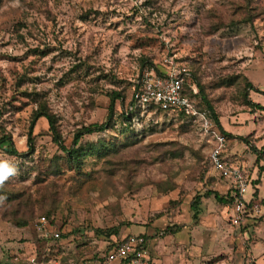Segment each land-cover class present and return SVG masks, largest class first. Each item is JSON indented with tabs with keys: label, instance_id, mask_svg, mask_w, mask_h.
Masks as SVG:
<instances>
[{
	"label": "rangeland",
	"instance_id": "374dc122",
	"mask_svg": "<svg viewBox=\"0 0 264 264\" xmlns=\"http://www.w3.org/2000/svg\"><path fill=\"white\" fill-rule=\"evenodd\" d=\"M166 60L191 73L195 99L207 108L201 87L224 133L215 125L230 135L227 149L250 185L237 223L234 201L213 196L193 216L196 195L225 196L227 186L208 164L211 144L196 121L162 112L131 125L121 119L141 69L164 70ZM246 79L259 90L248 99L264 106V0H0V138L24 153L0 145V162L15 170L0 185V258L95 260L113 238L150 229L155 249L166 244L163 256L148 248L152 264H225L250 248L262 262L264 153L255 162L252 146L264 152V110L245 103ZM113 91L124 97L105 130L79 139L86 150L77 164L52 141L44 117L29 151L40 107L71 147L78 129L105 120ZM41 215L66 235L40 239Z\"/></svg>",
	"mask_w": 264,
	"mask_h": 264
},
{
	"label": "built area",
	"instance_id": "2783aa9c",
	"mask_svg": "<svg viewBox=\"0 0 264 264\" xmlns=\"http://www.w3.org/2000/svg\"><path fill=\"white\" fill-rule=\"evenodd\" d=\"M166 65L164 70L154 65H146L141 69L133 80L135 86L130 98L133 105H127L126 110L138 108L139 117L152 112H162L174 117L182 115L183 118L198 123L200 131L211 144L207 156L211 170L217 172L224 180L230 181L236 190L232 221L237 223L245 210L246 201L243 196L249 187L244 168L236 160L225 155L227 137L215 125L213 113L207 108L197 107L195 99L197 90L192 83L187 82L190 76L188 70L178 69L168 60ZM34 227L40 239H60L59 230L45 216H40ZM0 264H150V262L147 257V238L142 234H127L110 240L105 250L95 260L85 258L63 260L59 254L34 252L23 257L14 255L5 260L0 258ZM241 264L255 262L249 257Z\"/></svg>",
	"mask_w": 264,
	"mask_h": 264
},
{
	"label": "trees",
	"instance_id": "16d2710c",
	"mask_svg": "<svg viewBox=\"0 0 264 264\" xmlns=\"http://www.w3.org/2000/svg\"><path fill=\"white\" fill-rule=\"evenodd\" d=\"M190 76L188 77L187 81L190 82L191 80V73L189 72ZM192 83V82H190ZM135 86L134 83H132V89ZM250 90H258V88H256L249 80L246 79L245 81V85H244V97H245V103L252 109H256V110H264V106L261 105L260 103H256L251 101L250 99H248ZM198 93L202 96L201 99L203 100V103L206 104V107L208 108V110H210L213 113L215 122L217 124V126L219 127V129L222 131V127L218 121V118L216 117L214 110L212 108V106L210 105V103L205 100V97L203 95V90L200 87ZM264 93V91H263ZM108 98H109V106H108V110H107V114L105 117V120L103 122H94V123H90L86 126H82L80 129H78V131L74 134L73 136V140H72V145L71 147H66L63 143L62 137L58 131V129L56 128L55 125V119L54 117L49 114L48 112H46L43 107H40V110H37L34 112L33 117L30 121V126H29V131H28V149L29 151H31L33 149V144H32V130L33 127L36 123V120L40 117H44L47 122H48V128L49 131L51 132V137H52V141L59 147V149L63 152H66L67 156L71 159V161L75 164L78 163L80 156L82 155L83 152H85V148H83L82 146H77L79 139L86 134H91L94 132H99V131H103L105 130L109 123L112 120V117L114 116V107H115V101L118 99H123V95L119 92L113 91L110 94H107ZM124 103V102H123ZM128 105H133V101L130 100L128 102ZM197 107L199 109L202 108V106L200 105V103L197 101ZM139 109H133L131 111H127L126 110V106L125 108H123L122 111H120V115H121V119L123 120L124 123H127L128 125H131V122L139 119ZM180 118H183L182 115L179 116ZM186 119V118H185ZM223 132V131H222ZM224 133V132H223ZM227 136H230L229 134L226 133ZM225 135V136H226ZM240 140H244L247 141V137H238ZM0 145L2 146V148L5 150V152L9 155L12 156H23L24 153L18 151L12 141V138L10 136L4 135L0 138ZM253 147L254 152L256 153V160L255 162H259L262 159V156L264 152H262L261 150H256ZM234 189V194L230 195L229 193L223 197V196H219L217 192L213 191V190H207L205 193H203L202 195H196L193 200L190 202V207L194 212V215L198 212V207L199 204L201 202V198L205 197L208 198L211 195H213L214 199L219 202V203H223V204H228V203H232L234 200V197L236 195V190ZM47 214V212H46ZM160 215V214H157ZM44 216V215H41ZM46 217V216H45ZM24 224V223H23ZM59 230V229H58ZM171 232H173V228L169 229ZM60 232V239L63 238L66 235V232H63L62 230H59ZM116 233V232H114ZM63 260H68V259H73V258H66L65 256L62 257ZM78 260V259H77Z\"/></svg>",
	"mask_w": 264,
	"mask_h": 264
},
{
	"label": "crops",
	"instance_id": "0c3cea01",
	"mask_svg": "<svg viewBox=\"0 0 264 264\" xmlns=\"http://www.w3.org/2000/svg\"><path fill=\"white\" fill-rule=\"evenodd\" d=\"M233 140L232 139H230L229 140V142L231 143ZM256 154V153H255ZM225 155H227V156H229L230 158H232L233 160H238L236 157H234V153H232L231 151L229 152V150L227 149V144H226V151H225ZM256 158V157H255ZM260 165H262V162H261V164ZM214 173H216L218 176H219V174L217 173V172H215V171H213ZM254 173V172H253ZM220 177V176H219ZM262 181V187L261 188H264V180H263V178L261 179ZM226 181V180H225ZM227 183H226V195L229 193L230 195H233L234 194V186L231 184V182L230 181H226ZM260 187V186H259ZM252 188V187H251ZM250 191V185H249V187L247 188V190H246V192L247 191ZM215 192H217V191H215ZM218 193V192H217ZM218 195L219 196H222V195H220L219 193H218ZM225 195V196H226ZM211 196H213V195H211ZM225 196H223V197H225ZM214 198V197H213ZM215 200V199H214ZM216 201V200H215ZM217 202V201H216ZM151 231L152 230H150V229H148L147 231H146V233H138V234H142V235H144L146 238H147V257H148V259H149V262H150V264H152L151 263V261H150V256H149V251H148V248H150V250H151V254H159L158 252H160L161 253V255L164 253V251H165V248H166V244H164V242L163 241H161L159 244H158V246L156 247V249H155V247H154V242H153V244H152V239H150V237L148 236L150 233H151ZM179 232V231H178ZM173 233V232H172ZM127 235V234H126ZM125 236V235H124ZM149 242H150V245H149ZM148 245H149V247H148ZM240 253H243V255H242V257H239V255H236L234 258H233V256L230 258V260L227 262V263H225V264H241V263H243L247 258H249V257H251V258H253V260H254V262H255V264H264V260L262 261V262H260V263H258V256H255V255H253V252H252V249L250 248L249 250H248V252H246V254H245V252L243 251V252H240ZM239 253V254H240ZM262 254H264V249H263V251H262ZM163 256V255H162ZM234 259V260H233ZM170 258H167V259H163V260H161V262L159 263V264H169L170 263ZM185 264L184 262H177V259H174L173 261H172V264ZM188 264H192V263H188ZM195 264V263H194Z\"/></svg>",
	"mask_w": 264,
	"mask_h": 264
},
{
	"label": "clouds",
	"instance_id": "9594fccd",
	"mask_svg": "<svg viewBox=\"0 0 264 264\" xmlns=\"http://www.w3.org/2000/svg\"><path fill=\"white\" fill-rule=\"evenodd\" d=\"M15 173V170L9 166L6 162H0V185H3L6 179L10 175H13Z\"/></svg>",
	"mask_w": 264,
	"mask_h": 264
}]
</instances>
